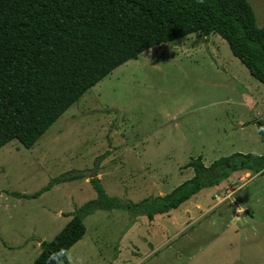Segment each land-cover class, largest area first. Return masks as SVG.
Returning a JSON list of instances; mask_svg holds the SVG:
<instances>
[{"label": "rangeland", "instance_id": "1", "mask_svg": "<svg viewBox=\"0 0 264 264\" xmlns=\"http://www.w3.org/2000/svg\"><path fill=\"white\" fill-rule=\"evenodd\" d=\"M248 1L262 26L264 0ZM259 122L264 84L219 35L191 33L144 50L31 147L17 139L0 147V264H32L40 242L96 198L90 174L107 195L139 204L191 178L186 164L198 156L209 166L236 152L264 155ZM67 173L81 176L55 182ZM245 174L233 172L153 219L137 208L94 209L68 264H264V171ZM49 183L37 197L14 194Z\"/></svg>", "mask_w": 264, "mask_h": 264}, {"label": "trees", "instance_id": "2", "mask_svg": "<svg viewBox=\"0 0 264 264\" xmlns=\"http://www.w3.org/2000/svg\"><path fill=\"white\" fill-rule=\"evenodd\" d=\"M191 33L219 35L264 84V24L257 25L248 0H0V147L12 139L31 147L113 69L150 47ZM186 166L194 170L191 178L139 204L107 195L90 174L96 198L69 213L70 220L51 240L40 242L32 264H44L58 248L67 253L85 232L83 216L94 209L137 208L153 219L233 172L262 173L264 155L236 152L209 166L198 156ZM75 176L81 173H67L55 182ZM51 184L33 194H14L37 197Z\"/></svg>", "mask_w": 264, "mask_h": 264}, {"label": "clouds", "instance_id": "3", "mask_svg": "<svg viewBox=\"0 0 264 264\" xmlns=\"http://www.w3.org/2000/svg\"><path fill=\"white\" fill-rule=\"evenodd\" d=\"M186 39H191V37H186ZM257 131L264 132V126L258 127ZM253 155H260V154L254 152ZM241 187H243V185H241ZM67 259L68 256L66 250L63 248H58L54 251L49 252V254L45 257L44 264H65Z\"/></svg>", "mask_w": 264, "mask_h": 264}, {"label": "built area", "instance_id": "4", "mask_svg": "<svg viewBox=\"0 0 264 264\" xmlns=\"http://www.w3.org/2000/svg\"><path fill=\"white\" fill-rule=\"evenodd\" d=\"M229 192H230V188H226L222 193H220L221 195L224 193V194H229ZM229 196V195H228ZM215 197L219 200V195H215Z\"/></svg>", "mask_w": 264, "mask_h": 264}, {"label": "crops", "instance_id": "5", "mask_svg": "<svg viewBox=\"0 0 264 264\" xmlns=\"http://www.w3.org/2000/svg\"><path fill=\"white\" fill-rule=\"evenodd\" d=\"M244 177H250V174L249 173H246Z\"/></svg>", "mask_w": 264, "mask_h": 264}]
</instances>
